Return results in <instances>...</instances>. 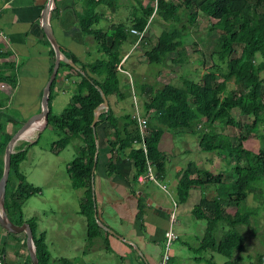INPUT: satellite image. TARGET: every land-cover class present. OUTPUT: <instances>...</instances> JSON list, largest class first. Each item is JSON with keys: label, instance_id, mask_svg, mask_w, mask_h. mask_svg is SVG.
<instances>
[{"label": "trees", "instance_id": "trees-1", "mask_svg": "<svg viewBox=\"0 0 264 264\" xmlns=\"http://www.w3.org/2000/svg\"><path fill=\"white\" fill-rule=\"evenodd\" d=\"M184 2L185 7L190 9L191 23L202 13L210 22V30L219 32L213 53L225 65L213 64L200 80L182 77L180 83L167 82L156 90L142 85L139 95H146L142 104V118L147 124L142 132L133 114L124 117L127 123L122 130L120 118L113 112L110 103L108 110L99 115L95 127L92 125L96 108L104 102L103 94L107 98L112 95L125 98L122 72L118 66L123 61V48L130 30L145 31L141 41L144 44L151 38L150 19L154 20L157 14L160 15L170 24V28L162 30L155 44L147 45L144 55L150 63H165L171 53H177L178 58L170 60L183 64L186 62L185 38L189 28L186 25L178 27L180 9L173 0H158L157 3L155 0H142L141 10L134 11L131 27L127 23H117L112 25L111 31H104L99 27L102 17L117 13L119 0H84V9L79 13L81 28L97 41L104 57L81 63L80 70L68 63L61 64L69 68L70 76H77L80 80L71 102L61 114H55L51 108L55 80L52 83L46 127L58 132L60 139L52 144L51 150L58 152L75 138L80 141L78 155L68 164L67 172L73 188L81 191L80 213L86 218L88 237L92 240L100 236L93 194V170L98 156L97 128L100 122L105 121L107 130H111L110 136L114 137V140H110L112 148L119 153L128 151L136 169L134 179L137 180L140 175H148L150 165L157 177L163 175L167 169V150L171 148L173 138L171 131L190 129L197 136L200 149L235 160L236 178L226 182L223 175H215V172L189 162L176 173L177 201L186 203L193 189L202 188L203 194L192 208L196 219L206 221L197 251H213L223 255L227 258L223 264H242L237 255L245 251L246 239L240 228L249 225L261 207L259 203L251 205L250 199H256L264 192L262 185L257 184H264V145L258 150L246 146L251 138L260 136L264 140V0ZM54 12L55 9L52 16ZM7 42L0 36V83H8L14 89L19 66ZM237 44L242 45V51L240 56L233 57L231 54ZM55 53L53 49V64ZM72 58L78 63L74 55ZM232 80L234 86L230 85ZM9 99L0 95V178L4 172L6 148L15 133L11 131V126L19 122L9 114ZM236 109L242 115L253 116V124L241 127ZM39 124L40 121L31 126ZM227 129H240V133L234 137L226 132ZM36 142H26L12 154L4 200L7 216L16 224L30 223L40 264H77V260L68 257L54 259L48 247L47 234L39 230L36 217L24 216V204L30 196L40 192V188L29 183L20 170L28 147ZM210 184H215L217 191L209 196L204 189ZM24 247L27 249L26 234ZM0 257L5 259L2 254ZM195 259L203 260L200 257ZM170 260L171 254L167 264ZM206 260L209 264H219L211 258ZM255 262L264 264V251L257 254ZM28 264H33L29 253Z\"/></svg>", "mask_w": 264, "mask_h": 264}, {"label": "crops", "instance_id": "crops-1", "mask_svg": "<svg viewBox=\"0 0 264 264\" xmlns=\"http://www.w3.org/2000/svg\"><path fill=\"white\" fill-rule=\"evenodd\" d=\"M48 2L49 0H0V31L7 34L8 49L13 51L14 58L20 59L15 88L13 89L8 83H0V95L2 98L10 97L7 105L8 110L21 113L23 118L36 117L42 112L45 87L56 64V53L53 64L54 48L41 24L42 14ZM83 2L84 0H53L52 12L54 9L55 12L54 16L51 12L49 17L51 28L64 55L73 62L72 55H74L78 59V63L74 62L78 68L73 67L79 70L81 63L92 62L104 57L97 41L92 35H86L81 28L79 13L84 9ZM113 16V14H105L99 27L104 31H111L113 24L123 23L118 21L117 17V21H114ZM128 18L131 21L133 16L130 15ZM103 21H107L105 26L101 25ZM152 35L153 32H151V37ZM140 43L138 36L130 31L124 45L123 61L118 66L122 72V87H124V82L126 81L127 84L130 79L129 68L126 66L124 68V64L127 61L130 63L136 61V58H130V56L136 50L133 49L138 48ZM144 43L147 44V42ZM62 63L67 62L61 60L57 75L53 79L55 84L52 92L50 88L53 112L61 94L72 91V100L80 80L77 76H70L69 68L61 66ZM108 101L113 112L120 118V128L123 130L127 123L124 117L134 113L127 112L121 99L115 95L109 97ZM128 105L134 108L132 101ZM105 110L107 109H101L98 115ZM24 120L21 119L18 123L13 124L11 131L16 132ZM106 126V122L101 121L97 128L98 156L93 170L94 206L100 236L88 241L86 222V242L78 246L79 249H83L81 250L83 255L86 254L90 259L85 261L83 258H79V255L72 254L71 249L65 244L67 227L63 225V222L66 218L57 216L55 230L51 238L48 236V230L38 224L39 230L46 232L53 250L56 251L55 259L68 257L77 260V264H80L79 261L88 264L91 263V260H102V264H114L113 260L115 259L116 264H161L166 251L165 232L171 227L170 210L173 208V203L175 201L178 203V219L172 226L179 236L177 240L194 233L192 230L184 231L179 228L183 225L186 216L190 218V213L185 211L183 204L177 201V181L173 178L169 191L163 189L155 181L141 182L140 176L138 180L134 179L136 169L133 160L129 157L128 151L119 153L112 148L110 140H114V137L110 136L111 130H107ZM45 128L47 127L43 125L37 137ZM30 137L28 139L33 138L32 135ZM167 170L169 168L157 179L162 182H160L162 185L163 181L166 182L169 179ZM179 170L180 167L176 171ZM155 185L161 187L164 194L157 191ZM183 211L185 212L181 219ZM78 213L81 215L80 205ZM24 216L30 218V215H27L25 211ZM190 223L198 224L191 219ZM199 225L204 228L202 224ZM200 234H204V231L201 230ZM202 237H198L199 243ZM24 239L25 232L11 233L0 224V254L5 257L6 264H28V253L30 255V252L28 248L24 247ZM13 243L14 245H12ZM19 248L21 250L17 253ZM8 250L11 252L9 260L6 253ZM175 258L174 255H171L172 264H175L173 262Z\"/></svg>", "mask_w": 264, "mask_h": 264}, {"label": "rangeland", "instance_id": "rangeland-1", "mask_svg": "<svg viewBox=\"0 0 264 264\" xmlns=\"http://www.w3.org/2000/svg\"><path fill=\"white\" fill-rule=\"evenodd\" d=\"M140 1L142 2V0H119L118 13L114 14L115 18L113 16V20L117 21L118 18V21L127 23L130 25L129 27H131V21L128 17H130V15L133 16L134 11L141 10ZM173 1L178 4L180 9L179 16L181 17V21H179L178 27L181 28L183 25H186L189 28L185 38L186 62L181 64L179 61L176 63L171 61V58H178L177 53H171L170 59L165 63H150L147 61L144 55V51L148 48L147 45L151 46L155 44L162 30L170 28V24L157 14L154 20L153 18L150 19L151 25L149 26V30L153 32L152 37L147 41V44L140 43L138 48L135 47L133 49L136 50L130 58H136L134 63L127 61L124 64V68L125 66L129 68L130 79L128 80L129 82L127 81V84L125 81L124 87H122L124 94L128 97L126 98L125 96L126 99H121V101L123 102L126 111L129 113L135 114L137 111L136 109H138L143 115L142 104L146 95H139V93L142 92V85H146L147 87L156 90L161 88L167 82H175L178 84L182 81V77L200 80L202 75L212 67L213 64L225 65L224 63H221L219 57L213 53L219 38V32L210 30V22L207 17L200 13V18L198 17V19H195L191 23L189 17L190 9L185 7L184 0ZM106 24L107 21H103L101 25L105 26ZM241 51L242 45L237 44L235 45V50L232 52L231 56L238 57L240 56ZM123 54L125 55L124 52ZM15 62L18 67L20 65V59L16 58ZM230 85H235L233 80L230 82ZM71 95L72 91L60 95L54 106L55 114H61L63 112L71 100ZM130 101L133 102L134 108H131L130 105H128ZM10 111L9 114L15 116L18 120L25 119L24 121H26L34 118H23L21 113L12 110ZM236 111L238 112L237 119L239 120L241 127L251 126L253 124V116L242 115L238 109H236ZM1 121L3 122L4 118H2ZM39 130L31 140H18L14 148L15 151L16 148L22 147L26 142L32 143L37 140L36 143L28 147L27 157L21 163L20 170L26 175L29 183L40 188V192L30 196L24 204L23 209L27 215H30V218L36 217L38 224L48 230V236L50 238L55 230L57 216L59 218H66L63 222V225L67 227L65 244L71 249L72 254L79 255V258L88 261L90 257L86 254L83 255V251H81L83 249L78 248V246L86 242L87 232V230H85L86 219L83 215L78 213L81 191L73 188L67 172L68 164L78 155L80 141L75 138L66 148L54 152L51 150V147L55 141L60 139L59 133L50 128H45L37 137ZM226 132L235 137L240 133V129H227ZM171 133L173 136L171 143L172 147L168 150L166 149L167 168H169V170H167V176L169 179L166 180V182L163 181V185L167 186L168 191L171 190V180H176V170L179 167L182 168L183 166H186L189 162H195L199 167L215 172V175H223V180L226 182L235 180L234 159H226L223 155L218 154L217 152H209L200 149L197 136L192 134L190 129L172 130ZM263 145L264 140L261 139L260 136L251 138L246 142V146L252 150H258V148ZM167 146L168 145H166V147ZM158 181L159 183L161 182L160 180ZM257 184H261L262 188H264L263 183L257 182ZM160 188L156 186L157 191L164 194V191H162L163 189L161 188V190ZM204 190L206 191V194L210 196L211 194L213 195L216 193L217 186L215 184H210L207 185ZM202 194V188L193 189L189 199L183 204L185 211L190 213V218H188L189 216H186L183 225L179 226V228L184 231L192 230L195 234H188L182 237L181 240L174 241L170 248V254L176 257L173 260L175 264H209L206 260L207 258H211L213 261L223 264L227 260L223 255L213 251H197V248L200 246L197 239L198 237L201 238L203 236V234H200V231H205L206 221L196 219L192 215L191 209L197 205ZM257 197L258 198L256 199L252 197L250 199V204L254 206L261 205L258 214L255 218H252L249 225L240 228L246 239L245 251L237 255V257L241 259L242 264H256L255 260L257 254L264 251V192ZM185 211L182 212L181 219ZM190 219L198 224H191ZM199 224H202L204 228H201ZM88 241H91L89 237ZM47 242L51 254L55 259L56 251L53 250L48 237ZM12 245H14V243ZM20 250L21 248L17 250V253ZM6 253L7 259L9 260L11 256L10 250L6 251ZM196 257H200L203 260L197 261L195 259ZM113 261L114 264H116V259ZM91 263L102 264L103 261L91 260Z\"/></svg>", "mask_w": 264, "mask_h": 264}, {"label": "water", "instance_id": "water-1", "mask_svg": "<svg viewBox=\"0 0 264 264\" xmlns=\"http://www.w3.org/2000/svg\"><path fill=\"white\" fill-rule=\"evenodd\" d=\"M54 8L53 0H49L47 6L45 7V10L42 14L41 18V24L43 26V29L45 31V34L49 38L51 44L53 45V48L56 52V64L54 66V69L50 75V78L48 80L47 86L45 87L44 96L42 100V112L30 119L23 122L22 126L13 134L12 138L10 139L7 148H6V154L4 159V172L0 178V224L8 231L12 233H22L25 232L26 234V241H27V248L30 252V256L32 259L33 264H40L39 260L36 255V246L34 243V235L33 230L29 222H24L22 224H16L10 221V219L7 216L6 209H5V193H6V187L9 180L10 170H11V159L12 154L15 152L14 148L17 143V141L20 139V136L27 131L31 127V125L35 122H38L40 120L43 121L44 127L47 125L49 121V92L51 88V84L53 82V79L57 75L58 68L60 66L61 60H65L68 64L75 66L78 68V66L71 61L67 56L64 55L60 43L57 40L52 28L51 23L49 20L50 14L52 12V9ZM104 102L95 110V118L92 123L93 127H95V124L98 120V112L101 109H107L109 108V101L105 94H103ZM42 125V126H43ZM97 146H98V140H97Z\"/></svg>", "mask_w": 264, "mask_h": 264}, {"label": "built area", "instance_id": "built-area-1", "mask_svg": "<svg viewBox=\"0 0 264 264\" xmlns=\"http://www.w3.org/2000/svg\"><path fill=\"white\" fill-rule=\"evenodd\" d=\"M157 1L158 0H155L156 3H157ZM131 32L134 33V34H136L138 36L139 41L142 40V38H143V36L145 34V31H140V30L135 29V28H131ZM0 36L5 41H8V36H7V34L4 31H0ZM136 110H137L136 113L133 114V115H134V117L138 121L140 130L143 132V130L147 128V124H146L145 120L142 118V114L138 111V109H136ZM143 147H144V149L146 151V145L144 143H143ZM145 180L155 181L163 189H167V186L166 185L160 184L159 181L157 180V176H156V174L154 172V168H153L152 165L149 166V170H148V175L147 176H144V175H141L140 176V181L141 182H144ZM177 216H178V204L175 201L173 203V208L170 210L171 227L165 232L166 251H165V254L163 256V259H162L161 264H167L168 263V261L170 259V248H171V245L178 238L177 233L174 231V229L172 227L176 223V221H177ZM0 264H5V259L3 257H0Z\"/></svg>", "mask_w": 264, "mask_h": 264}, {"label": "bare ground", "instance_id": "bare-ground-1", "mask_svg": "<svg viewBox=\"0 0 264 264\" xmlns=\"http://www.w3.org/2000/svg\"><path fill=\"white\" fill-rule=\"evenodd\" d=\"M43 121L40 122L39 125H34V126H31L29 129H27V131H25L21 136H20V139H28V138H31L30 136L32 135L33 137L36 135L37 131L39 129L42 128V125H43ZM19 139V140H20ZM28 140H31V139H28Z\"/></svg>", "mask_w": 264, "mask_h": 264}, {"label": "clouds", "instance_id": "clouds-1", "mask_svg": "<svg viewBox=\"0 0 264 264\" xmlns=\"http://www.w3.org/2000/svg\"><path fill=\"white\" fill-rule=\"evenodd\" d=\"M138 40H139V38H138ZM142 41V40H141ZM154 172H155V169H154ZM155 174H156V172H155ZM141 176V175H140ZM156 176H157V174H156ZM157 179H158V177H157Z\"/></svg>", "mask_w": 264, "mask_h": 264}]
</instances>
